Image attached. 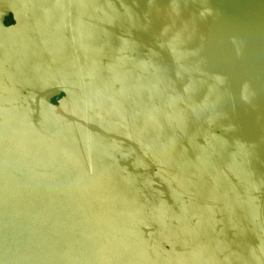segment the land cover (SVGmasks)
<instances>
[{"label":"water","instance_id":"95a60500","mask_svg":"<svg viewBox=\"0 0 264 264\" xmlns=\"http://www.w3.org/2000/svg\"><path fill=\"white\" fill-rule=\"evenodd\" d=\"M0 264H264V0H0Z\"/></svg>","mask_w":264,"mask_h":264}]
</instances>
